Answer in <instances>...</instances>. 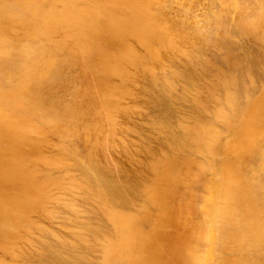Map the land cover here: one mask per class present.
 Instances as JSON below:
<instances>
[{
	"label": "bare ground",
	"instance_id": "obj_1",
	"mask_svg": "<svg viewBox=\"0 0 264 264\" xmlns=\"http://www.w3.org/2000/svg\"><path fill=\"white\" fill-rule=\"evenodd\" d=\"M0 264H264V0H0Z\"/></svg>",
	"mask_w": 264,
	"mask_h": 264
}]
</instances>
